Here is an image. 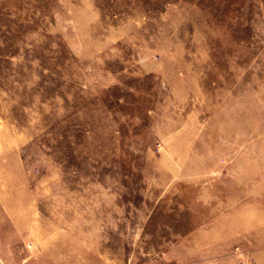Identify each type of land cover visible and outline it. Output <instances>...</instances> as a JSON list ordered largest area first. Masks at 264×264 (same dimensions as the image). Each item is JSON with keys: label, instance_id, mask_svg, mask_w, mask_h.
<instances>
[{"label": "rangeland", "instance_id": "1", "mask_svg": "<svg viewBox=\"0 0 264 264\" xmlns=\"http://www.w3.org/2000/svg\"><path fill=\"white\" fill-rule=\"evenodd\" d=\"M0 264H264V0H0Z\"/></svg>", "mask_w": 264, "mask_h": 264}]
</instances>
